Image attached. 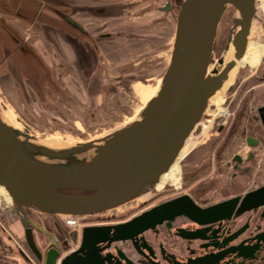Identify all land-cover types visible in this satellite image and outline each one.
I'll use <instances>...</instances> for the list:
<instances>
[{"label":"water","instance_id":"95a60500","mask_svg":"<svg viewBox=\"0 0 264 264\" xmlns=\"http://www.w3.org/2000/svg\"><path fill=\"white\" fill-rule=\"evenodd\" d=\"M259 1L168 0L162 10H177L170 64L155 96L137 117L108 135L59 146L0 113V186L13 201L9 211L8 203L0 198V207L5 217L17 222L20 238L40 264H133L121 249L117 254L108 250L115 242L132 241L138 252L143 254L141 247L151 251L144 233L181 214L184 197L165 201L125 222L84 226L79 246L65 256L72 243L78 242V230L64 244L60 234L29 211L48 220L98 215L155 189L191 135L202 133L210 99L246 53ZM32 4L36 5L33 12ZM47 6L41 0H0V32L12 45L1 65L15 53L31 55L14 19L37 27ZM230 6L236 12L227 43L213 62L219 26ZM59 16L68 23L64 24L75 26V34L85 31L70 17ZM59 31L77 37L68 28ZM231 45L234 59L225 64L224 55ZM219 206L205 211L212 213ZM193 208L199 210L196 205Z\"/></svg>","mask_w":264,"mask_h":264},{"label":"rangeland","instance_id":"374dc122","mask_svg":"<svg viewBox=\"0 0 264 264\" xmlns=\"http://www.w3.org/2000/svg\"><path fill=\"white\" fill-rule=\"evenodd\" d=\"M263 1H259L258 12L252 26L253 34L249 38L244 57L237 62L230 71L229 78L223 83V87L215 94L221 99V103L239 74L248 70L243 77H250L245 82L249 86L257 85L264 74ZM111 2L117 7L113 12L117 17L105 18L106 14H102L104 18H92L93 23L90 24V19L82 20L85 25L90 26L89 29L94 35L102 31L98 26L102 23L108 32L116 35L113 41H103L100 51H96L95 54H98L96 58L100 61L99 63L95 61V65L90 67L95 71L93 75L89 66L79 74V67L73 60L71 49L64 50L66 56H57L51 41L44 37L53 34L57 29L63 31L65 28L69 29L68 25L61 22L52 12L50 2L45 16L37 27L29 29L30 26H23L22 29V21L13 18L15 20L13 24L20 30L22 37L27 39L31 55L15 53L13 58H8L4 62V65L0 64V110L6 119L30 130L45 142L66 146L108 135L126 125L140 113L158 90L170 64L177 10L172 9L170 13L160 11L158 7L166 0H112ZM35 6V4L31 5L32 12ZM235 12L230 6L220 23L213 62L223 53ZM73 34L87 42V37L83 34ZM45 45L53 54L45 53ZM11 48L12 45L6 36L0 32V61L11 51ZM62 48L66 49L67 46ZM233 54L234 48L231 45V52L226 62L231 60ZM93 58L95 59L94 54H92ZM258 66L262 70L252 73ZM260 87L258 89L264 91V86ZM261 97L264 99V95ZM223 107L221 108L226 109ZM211 118L212 116L207 115L203 123L209 124L206 119ZM203 132L198 135L193 134L188 140L196 142V145L179 163L181 182L178 186H175L173 181V183L161 181L151 192L127 205L98 215L83 216L77 226L68 224L67 217L48 220L41 213L29 212L65 240L74 230H78V242L72 243L70 249L63 253L65 256L79 246L80 230L84 226L127 221L153 206L180 195L183 191L200 195L202 194L200 187L211 185L215 170V167L209 168L204 174L193 178L203 165L210 163L212 144L216 138L214 130L209 129L205 134ZM56 225L61 227L60 232ZM163 232H151L146 236L153 244L158 245L166 234ZM122 245L124 243L120 244ZM125 249L136 255L130 243L125 244Z\"/></svg>","mask_w":264,"mask_h":264},{"label":"flooded vegetation","instance_id":"af4514ba","mask_svg":"<svg viewBox=\"0 0 264 264\" xmlns=\"http://www.w3.org/2000/svg\"><path fill=\"white\" fill-rule=\"evenodd\" d=\"M111 1L72 0L68 11L65 9L66 4L59 5L58 1H50L53 13L58 17L60 14L70 17L85 30L82 34L87 37V42L79 37L75 38H79L82 44H77L71 37L61 38L58 29L53 34L44 36L51 41L57 56H66L64 50L71 49L79 74L86 66L95 65V61L99 63L96 51H100L103 41H113L116 36L108 32L102 26L103 23L98 25L102 31L94 35L90 26L85 25L82 20L90 19V24L93 23L92 18H102V14H106L105 18L115 16L113 12L117 7ZM167 1L158 7L160 11H165L162 7ZM171 10L165 12L170 13ZM23 26H30L29 29L33 27L22 20V29ZM68 26L73 33L76 31L75 26ZM65 45L67 48H62ZM44 47L46 54H53L48 46ZM92 54L95 59H92ZM257 70L262 68L258 66L252 73ZM245 72L237 76L224 101L217 106L221 112L214 119H206L208 123L213 121L210 130H214L216 138L212 144L210 163L203 165L193 178L215 167L211 185L200 187V195L183 191L172 198H185L183 211L144 233L151 251L141 247L143 254L138 252L132 241L115 242L109 251L117 254V249H121L133 264H264V99L261 97L264 91L258 89L264 86V74L257 85L249 86L245 82L250 77H243ZM222 106L226 109H222ZM173 182L175 186L180 184L181 167L179 176ZM220 204L222 206L212 213L205 211ZM194 205L199 210L195 211ZM107 224L116 223L98 225ZM163 231L166 234L158 245L153 244L146 236L151 232ZM63 242L66 244L65 239ZM122 243L124 245L120 246ZM128 243L136 255L125 249V244Z\"/></svg>","mask_w":264,"mask_h":264},{"label":"crops","instance_id":"0c3cea01","mask_svg":"<svg viewBox=\"0 0 264 264\" xmlns=\"http://www.w3.org/2000/svg\"><path fill=\"white\" fill-rule=\"evenodd\" d=\"M45 2H56L58 1V4L61 3L66 4L65 9L69 10V5L72 0H44ZM253 34V31L251 29V34ZM59 36L62 37H71L70 35L59 31ZM74 38L75 37H71ZM77 44H82V41H79L78 39L74 40ZM76 44V45H77ZM92 68V67H91ZM90 69V73L93 75L95 71L93 69ZM88 73V71H87ZM86 73V75H87ZM0 198H3L5 202L8 203L7 210H11L13 207L12 202L10 199L0 192ZM0 264H40L35 256L30 252L28 249L27 244L24 240L20 238L21 231L19 230L18 226L16 225L17 222L10 221L7 217L3 215L4 209L0 207Z\"/></svg>","mask_w":264,"mask_h":264},{"label":"bare ground","instance_id":"6f19581e","mask_svg":"<svg viewBox=\"0 0 264 264\" xmlns=\"http://www.w3.org/2000/svg\"><path fill=\"white\" fill-rule=\"evenodd\" d=\"M262 4H264V1H263V3ZM231 52V46H230V48H229V50L225 53V55H224V57H225V64H226V61H227V58H228V56H229V53ZM234 59V54H233V56H232V58H231V60H233ZM239 61V60H238ZM237 61V62H238ZM237 64V63H236ZM157 92V91H156ZM153 96H155V94H153ZM152 96V97H153ZM151 97V98H152ZM150 98V99H151ZM149 99V100H150ZM149 100H148V102H149ZM147 102V103H148ZM146 103V104H147ZM221 103V99L220 98H217L215 95L210 99V101H209V108H208V114H213L212 115V117H213V119H214V117L215 116H217L218 115V113H220L221 111H220V108H218V107H216V109H212L211 110V106H218L219 104ZM146 106V105H145ZM144 108V107H143ZM142 108V109H143ZM141 109V110H142ZM222 110V109H221ZM141 112V111H140ZM0 113H1V110H0ZM137 117V116H136ZM135 117V118H136ZM212 122L213 121H210L209 122V124H207V125H205L204 123V127H203V133L205 134L206 132H208L209 131V129L211 128V124H212ZM208 123V122H207ZM190 138H192V135H191V137ZM188 142V141H187ZM196 145V142H188V143H186V145H185V147L181 150V152H180V154H179V156H178V158H177V160L175 161V163L171 166V168L166 172V173H164L162 176H161V179H160V181H162V182H164V183H171L173 180H175L178 176H179V172H180V168H179V163H180V161L194 148V146ZM159 181V182H160ZM0 192H2L3 194H5L9 199H10V201L12 202V204H13V201H12V198L8 195V193L7 192H5V190H4V188L3 187H1L0 186ZM81 231H82V229H81Z\"/></svg>","mask_w":264,"mask_h":264},{"label":"built area","instance_id":"2783aa9c","mask_svg":"<svg viewBox=\"0 0 264 264\" xmlns=\"http://www.w3.org/2000/svg\"><path fill=\"white\" fill-rule=\"evenodd\" d=\"M82 218L81 216H67V223L70 225L77 226L79 225V219Z\"/></svg>","mask_w":264,"mask_h":264}]
</instances>
